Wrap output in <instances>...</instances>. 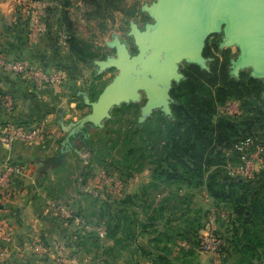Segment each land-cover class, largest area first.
<instances>
[{
    "label": "rangeland",
    "instance_id": "rangeland-1",
    "mask_svg": "<svg viewBox=\"0 0 264 264\" xmlns=\"http://www.w3.org/2000/svg\"><path fill=\"white\" fill-rule=\"evenodd\" d=\"M154 1L156 0H27V2L21 1L22 3L19 4L21 7H28V9L24 11L25 15L23 16L25 20H28V23L31 21L36 6H41L43 21L46 24L48 18L50 19V23L53 24V32H56L61 40H56V44L60 42V47L62 46L66 50L62 51V60L68 61L71 66L63 71L62 83L67 80L70 89V99L71 101H75V104L72 108L69 106L60 108L65 111L64 114L59 115L58 109H56L57 112L55 113L57 115L54 117L55 121H58V118L61 116L64 118L62 121L58 122L59 124L61 123V132L58 135L60 143H62L69 132L65 130L63 126L69 127V129L71 127L73 128V124H78L81 119L88 116L92 112V103L98 99L105 86L110 83L119 72L116 67L101 69L95 61L104 60L110 56H116V48L109 45V42H112L116 37L126 42L133 54L137 53L138 50L134 38L129 33L131 30V23L136 22L141 28H144L147 23L153 22V18L147 11H144L142 7L145 4H152ZM22 29L25 30V28L21 27V30ZM21 30L19 29V32H17L20 33L19 38L23 37L21 36L23 30ZM0 32H3L1 25ZM218 34L219 33H214V36H209L206 40V46L212 53L211 58L206 62V67L208 68L210 65H213L217 59H219V63L229 61L232 65V60L236 59L240 54V48L237 45L222 46L223 37L221 41L217 43ZM220 34L223 35V33ZM1 42L2 41H0V44ZM7 45H11L13 49H16V47H14V42L13 44L7 43ZM17 46L19 47V45ZM19 48H22V46ZM189 64L190 63L186 61L181 62L180 69L183 73ZM230 72H233L232 68ZM251 74L252 69L250 67L241 69L238 73V75H240L239 80H242V83L248 84ZM26 79L32 80L31 78ZM258 79L264 81L262 78ZM250 85L254 87L252 83ZM255 91L257 90L254 89V92ZM0 94H9V91L4 93L0 87ZM263 94L264 91H262L259 97L255 95L243 98L231 97L227 99L225 103L218 106L217 114L220 117H231L235 120H241L240 118L247 117L256 112V114H258L257 116H259L257 119H261V114L259 112L262 110L261 108L263 106ZM233 100H238L240 102V110L238 112L227 109ZM146 102L147 96L145 92H142L139 101L124 102L114 106L111 109L110 116L103 121L101 127H94L92 124H87L88 135L90 137V142L88 144L83 143L81 138H76L75 145L77 150L70 151L61 164L50 166L47 170L42 172L40 170L41 173L39 175H42V181L45 182V186L42 194L37 195L39 199L38 207H40L41 210H48V212L51 213L55 207L58 208V210H55L59 211L61 210V206H64L72 212V217L70 219L78 218L81 222H78L79 224L73 222L69 223V225L74 224L73 226L77 227L69 234L58 231L56 234L57 238H55V242H58V248L55 250L50 247L49 238L53 239L54 237L51 236V227H47L48 223L44 225H47L46 229H42L43 231L40 230L39 233H37L35 228L31 229L30 227L24 229L23 232L20 231L16 233L13 231L12 235H10V242L15 239L17 245H22V249L27 242V252L23 253L20 259L10 260L13 258L14 252L11 247H7L5 256L0 257V264H47L46 261L49 260L52 255H54L55 260H61L60 258L66 256L67 252H69L67 243L65 242L66 239L79 243L82 249H75L76 255L80 256L82 259L86 258V260H89L88 262L85 261L88 264H99V260H111V244L113 237L107 231V222L100 221L99 215L95 217L94 213L99 214V208H101L102 204V202H100L102 194L107 198H111L110 196L118 191L116 187L102 182L100 177L102 174L113 178L118 177L124 183V180L130 181L132 177L139 172L121 171L119 170V165L128 166V164L131 165L133 162L137 161L139 164H146V166H149L150 159L147 158V156H149L147 150H144V152L140 151L138 157H132L128 153V151L134 147H141V150H143V148L145 149V146L150 145V143L156 144L157 146L161 144L162 139L160 140V130L166 122L161 112H165L161 109H156L145 120L140 121L142 108ZM247 103L254 104L253 109H250V111L247 109L252 107H248ZM170 105L172 113L173 104ZM262 121V124H264V119ZM254 131L257 132L256 134L254 133L256 138L248 136L243 142L248 139H250V142L241 145L242 149H239L238 146L234 147V150L237 152L239 151L241 156L239 158V163H231L232 165L229 166L233 176L242 177V174L237 168L244 164L243 157L245 154L255 158L254 156L257 149L264 152V140L261 138V135H264V126L262 128L260 123H257ZM151 132H153L155 136L153 137V142H149L146 138ZM47 133L48 132L43 129V138L39 140L45 145L42 155H37L39 156L38 158H42L41 161H30L33 169L29 170V167L24 166L22 163H18L13 155H9L10 161L14 164L23 165L25 172L17 177L13 188L8 193L14 195L16 190L19 191L21 189V191L25 189L29 193L35 192L34 185H32L31 178L28 177L29 174L27 173L30 171L33 175V170H37L40 164H43V160L52 157L53 154H58V151H52L53 153L50 154L51 152L47 150L48 146L46 145L49 141L47 139ZM240 144H242V142ZM83 150H87L91 153L89 165L84 164L80 156V152ZM7 157L8 156H6V158ZM254 168L253 166V171L258 170ZM149 175V171L142 172V174L139 175L140 177L138 176L139 179L133 180L134 184L125 191L138 190L139 193H141L145 188L143 182ZM79 196H81V199ZM72 198L77 199L72 201ZM58 214L65 225V216L61 211H59ZM74 214H80L84 219ZM45 221L49 220L45 219ZM84 222L87 223V227H85ZM84 228L85 230H83ZM102 231H104L103 234ZM38 237L43 239V241H41L43 244L42 249H36L37 241H33V239L35 240ZM36 260H41V262L38 263Z\"/></svg>",
    "mask_w": 264,
    "mask_h": 264
},
{
    "label": "crops",
    "instance_id": "crops-1",
    "mask_svg": "<svg viewBox=\"0 0 264 264\" xmlns=\"http://www.w3.org/2000/svg\"><path fill=\"white\" fill-rule=\"evenodd\" d=\"M21 3V0H0V25L3 28V32H0V41H2L0 44V54L8 57L24 58L32 67H43L46 70L59 71L63 74V71L71 66L68 61L62 60V51L66 50L64 47H60V42L56 44V40H61L59 35L57 36V33L53 32V24L50 23V19L48 18V21H46V31L37 42H32L28 32L30 22L28 23V20L23 18L25 15L24 11H26L28 7L19 6ZM36 7L38 8V6ZM21 27L25 28V30L22 29V31ZM19 29L23 32L21 36L25 38H19L20 33H17ZM13 42L16 49H13L11 45H7V43L13 44ZM17 45H19V47L22 46V48H19ZM0 87L4 93L9 91V94H0V98L7 95L12 97L16 103L14 110H2L0 112V125H7L15 121H22L25 123L40 122L44 127V131L46 130V132H48L47 139L49 141L46 145L48 146L47 150L51 152L50 154L54 151H58L59 153L62 149V143L58 140V135L61 132V123L59 124L58 122L62 121L64 118L61 116L58 118V121H55L54 117L57 115L55 112L58 111L59 115L64 114L65 111L60 108L68 106L72 108L75 104V101H71L70 99V89L67 80L57 86L39 84L35 80H27L26 78L5 74L0 71ZM56 109L58 110L56 111ZM41 142L42 141H38L35 144L17 142L10 149H6L0 144V165L6 160V156L11 154L18 163H22L24 166L29 167V170L33 169L30 161H41L42 158H38L39 156L37 155H42L45 149V145ZM263 155L264 152H261L260 155H258V153L255 155L258 156V158L256 159L254 167L258 170L253 171L252 176L264 170ZM44 161L45 160H43V164H40L37 170H33V175L30 171L27 173L29 174L28 177L31 178L32 185H34L35 192L29 193L25 189H23V191H21L22 189L19 191L16 190L14 195H10L7 199H3V205L0 207L3 213V220L7 226L6 231L0 232V247H4L6 250L7 247L13 249L14 255L10 260L20 259V256H23V253H26L28 249V246H26L27 242L24 245L25 247L23 246V249L22 245H17L15 239L10 242V235H12L13 231L16 233L20 231L23 232L24 229L30 227L31 229L35 228L37 233H39L40 230L43 231L42 229H46L48 225L47 227H51V236L54 237V240L49 238L50 247L55 250L58 248V242H55L58 231L69 234L72 230L77 228L73 226L74 224L69 225V223L73 222L79 224L77 221L78 218H74L66 221L64 225L59 214L55 210L56 208L50 213L48 210H41L40 207H38L39 199L37 195L42 194L45 186V182L42 181V175L39 174L49 168L47 167L42 170ZM145 171H149L150 173L149 177L143 182V186L146 187L152 180L149 168L137 173L130 181L124 180V188H117L118 192L113 193L110 196L111 198H107L103 194L101 195V209L106 201L118 202V204L114 203V208L112 210L114 217H118L121 210H124L122 212H127L131 217L138 216L139 223L143 219L145 225H139L135 220L132 225L131 236L128 238H121L122 235L120 232L113 237L111 244V260H99V264H232L234 260H223L224 255L223 257L220 256V258H214L201 250L200 239L206 231V228L201 229L197 232V235L194 236L187 231V228H185L183 224V220L186 217L189 216L190 218H194L196 214H199L203 222L207 225L212 210L216 208L214 206L215 200L211 197L207 188L205 186L197 188L174 186L172 187L173 189L166 188L164 192H155L150 187L147 191L144 188L141 193H139L138 190L125 191L134 184L133 180L139 179V175ZM171 193H175L176 196L174 197ZM79 197L81 199V196ZM76 199L77 198H72V201ZM166 199L169 203L166 210H164L163 217H165L164 219L166 222L169 221L168 224L162 223L159 220L156 221L155 226L148 224L150 223V217L159 214V212L155 213L156 207L159 206L162 200ZM125 200L127 206L121 205L120 202H124ZM184 200L189 201L187 205L183 203ZM188 203L189 207H187ZM185 210L186 213L184 212ZM184 213L185 215H183ZM74 215L84 219L80 214ZM94 215L97 217L99 214L94 213ZM45 219L49 221H45ZM221 219L222 218L219 216L217 232L219 230L223 233L225 232L226 225L224 222H221ZM45 223L48 224L44 226ZM38 238L35 240L33 239V241H37V245L41 244V241H43V239ZM65 242L67 243L69 251L66 256L60 258L61 260H55L54 255H52V257L46 261L47 264H88L85 261L88 262L89 260H86V258L82 259L80 256L76 255L75 249H82L79 243L67 239ZM159 255H163L161 260H155ZM36 261L38 263L41 262V260Z\"/></svg>",
    "mask_w": 264,
    "mask_h": 264
},
{
    "label": "trees",
    "instance_id": "trees-1",
    "mask_svg": "<svg viewBox=\"0 0 264 264\" xmlns=\"http://www.w3.org/2000/svg\"><path fill=\"white\" fill-rule=\"evenodd\" d=\"M203 56L206 62L212 56L207 46ZM218 61L219 59L209 68L190 63L184 70L182 80L173 84L172 113L169 115L161 112L166 119L160 130L161 144L157 146L150 143L143 150L141 147H134L128 151L132 157H138L140 151L147 150L149 166L135 161L131 165L121 164L118 167L119 170L128 172H141L149 168L152 180L145 187L146 191L150 188L155 192H164L166 188L174 186H205L215 200L214 206L228 212L227 220L221 219L226 225L225 232H217L223 240V260H234L232 264H264V170L254 176L236 177L229 168L231 163L240 162L241 154L234 150V147L239 146L248 136L256 138L254 133L257 132L254 129L257 123H260L262 128L264 126V94L262 110L259 112L261 119H257L259 116L256 112L240 118L241 120L220 117L217 114L218 106L231 97H259L264 91V81L251 74L249 83L254 87L249 83H242V80H239L240 75L230 72L232 65L229 61ZM254 89L257 91L254 92ZM247 105L252 107L247 109L248 111L253 109L254 104ZM87 124L101 127L91 121H86L82 126H79V123L73 124L74 127L68 130L66 138L62 141L60 152L45 159L42 170L61 164L70 151L77 150L76 138H81L85 144L90 142ZM153 137L154 133L151 132L146 138L153 142ZM261 138L264 140V135H261ZM10 195L12 194L7 193V197ZM172 195L176 196L175 193ZM187 202L189 201H183L186 205ZM114 203L118 204L106 201L102 209H99V220L107 222V231L112 237L120 232L121 238L131 236L135 220L139 225H145L143 219L140 224L138 216L131 217L127 212H122L124 210H121L118 217H114ZM168 203L167 199L160 202L155 209V213L159 214L150 217L148 224L155 226L157 220L168 224L169 221L166 222L163 217ZM120 204L127 206L126 200ZM184 212L186 213V210ZM183 222L187 231L194 236L207 226L199 214L194 218L188 216ZM162 256L159 255L155 260H161Z\"/></svg>",
    "mask_w": 264,
    "mask_h": 264
},
{
    "label": "water",
    "instance_id": "water-1",
    "mask_svg": "<svg viewBox=\"0 0 264 264\" xmlns=\"http://www.w3.org/2000/svg\"><path fill=\"white\" fill-rule=\"evenodd\" d=\"M142 9L154 21L144 28L131 23L129 33L137 53L116 37L109 42L116 48V56L95 61L101 69L116 67L119 72L79 126L86 121L101 125L114 106L139 101L142 92L147 102L140 121L156 109L170 114L171 88L184 77L181 62L206 67L203 52L207 38L214 33H223L222 46L240 48V54L232 60L234 74L250 67L252 76L264 79V0H156Z\"/></svg>",
    "mask_w": 264,
    "mask_h": 264
},
{
    "label": "built area",
    "instance_id": "built-area-1",
    "mask_svg": "<svg viewBox=\"0 0 264 264\" xmlns=\"http://www.w3.org/2000/svg\"><path fill=\"white\" fill-rule=\"evenodd\" d=\"M27 2V0H21ZM37 9V10H36ZM35 12L32 15L31 21L29 23V38L32 42H37L41 36L46 31V24L42 19L41 6L36 7ZM0 71L5 74L20 76L22 78H31L37 81L39 84H49V85H60L63 80V76L59 71H49L44 68L32 67L27 61L20 58L8 57L0 54ZM15 100L10 96H2L0 98V112L2 110L12 111L15 109ZM230 111L238 112L240 110V102L238 100H233L227 107ZM43 125L42 123H17L12 122L7 125H0V144L6 149L12 148V146L17 143L25 144H35L43 136ZM250 142L248 139L241 145H245ZM262 150L257 149L256 154L260 155ZM255 153V152H254ZM255 154V155H256ZM80 156L83 159L84 164L89 165L91 159V153L87 150L80 152ZM252 158L250 155L245 154L243 157L244 164L237 169L242 174V177L252 176L253 166L255 165L258 156ZM260 157V156H259ZM25 172L23 165L14 164L10 161V156L0 165V207L3 205V199H7V193L13 188L17 177ZM100 179L105 184L115 186L116 188H124L125 183H123L118 177L113 178L102 174ZM56 208V207H55ZM58 210V208H56ZM61 213L65 216L64 219L68 221L72 217L71 210L66 207L61 206ZM57 211V213H59ZM3 213L0 208V232L6 231V224L3 220ZM222 219L228 218V212L225 210L214 208L209 216L206 231L201 236V250L214 258H220L221 247L223 244L222 238L217 234L218 228V217ZM78 222H81L77 219ZM85 227L87 223L84 222ZM88 229V228H86ZM85 230V228H84ZM104 231H102V234ZM43 244H38L36 249H42ZM6 254V249L0 247V257H4Z\"/></svg>",
    "mask_w": 264,
    "mask_h": 264
},
{
    "label": "flooded vegetation",
    "instance_id": "flooded-vegetation-1",
    "mask_svg": "<svg viewBox=\"0 0 264 264\" xmlns=\"http://www.w3.org/2000/svg\"><path fill=\"white\" fill-rule=\"evenodd\" d=\"M212 35L214 36V34H212ZM212 35H211V36H212ZM222 37H223V35L219 33V34H218V42H217V43H219V42L221 41Z\"/></svg>",
    "mask_w": 264,
    "mask_h": 264
}]
</instances>
